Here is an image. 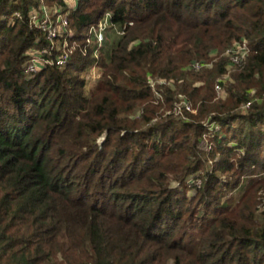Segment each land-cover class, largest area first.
<instances>
[{
	"label": "trees",
	"instance_id": "trees-1",
	"mask_svg": "<svg viewBox=\"0 0 264 264\" xmlns=\"http://www.w3.org/2000/svg\"><path fill=\"white\" fill-rule=\"evenodd\" d=\"M0 264H264V0H0Z\"/></svg>",
	"mask_w": 264,
	"mask_h": 264
},
{
	"label": "built area",
	"instance_id": "built-area-1",
	"mask_svg": "<svg viewBox=\"0 0 264 264\" xmlns=\"http://www.w3.org/2000/svg\"><path fill=\"white\" fill-rule=\"evenodd\" d=\"M109 15V14H108ZM108 15L102 19L98 25H95L91 28V35L93 36V38L95 39V43L98 44V46H101L103 44V42L105 41V30L107 29L108 25H109V18ZM33 22L36 26L40 27V29L43 31L46 39L48 41L51 42V44H53V48H56L57 51L64 49L67 46V36L62 37L63 36V30L62 28L68 25V21L66 19V17L59 15L57 17L56 20L53 19L51 12L48 9H45V14L43 16H41L40 14L35 13L32 16ZM132 24V23H131ZM118 34L123 33V31H120L119 29L117 30ZM63 40L64 43H63ZM89 42H91V38L88 40ZM240 44V43H237ZM47 53L46 50H43L42 52H38L35 50L31 51V54L33 55V58L31 59V62L29 64V70L32 72H35L38 70L39 68V62L43 63V64H56L58 66H63L64 64H66V62L69 59V55L66 53H62L59 54L55 57H50L45 59L44 61H41V59L39 58V56L41 57L42 54ZM228 53H230L232 55V61L233 63H240L242 61V59L244 58V56H246L247 54V44L246 41L243 44H240L239 48H230L228 50ZM204 65L200 62H195L193 64V68L198 70L200 68H202ZM91 76L92 77H99L100 73H99V67L94 66L91 69ZM219 87V86H218ZM184 108L188 109L189 111L191 110V107L189 106V104H187V102H185V105H183ZM215 128H218L217 126H214L213 124L210 125V129L214 130ZM211 148V145L210 147Z\"/></svg>",
	"mask_w": 264,
	"mask_h": 264
},
{
	"label": "rangeland",
	"instance_id": "rangeland-1",
	"mask_svg": "<svg viewBox=\"0 0 264 264\" xmlns=\"http://www.w3.org/2000/svg\"><path fill=\"white\" fill-rule=\"evenodd\" d=\"M116 30H117V28H115L113 25H111V24H109L108 25V27H107V29L105 30V39L106 40H113L114 38H116L117 37V32H116ZM247 44V43H246ZM240 47V44H234L233 46H232V48H239ZM248 45H247V51H248ZM228 53V52H227ZM229 54V53H228ZM247 55V54H246ZM212 57H214V55H212ZM246 58V56H244V58L242 59V60H244ZM212 62H213V60H211ZM212 62H210L209 64H207V67H211L212 66ZM229 71H228V73L223 77V79H225V81L226 80H228L229 78H230V74H231V72H233L235 69H236V65H234V64H232V65H230L229 66ZM96 80V78L95 77H92V81L90 82V85H89V87L91 88L93 85H94V81ZM219 86V87H218ZM216 91H217V96L218 97H223L225 94L223 93V87H222V85L221 84H217L216 85ZM177 112L178 113H181V112H184V106L183 105H185V100H183V99H179L177 102ZM190 106V105H189ZM191 107V106H190ZM245 109V108H244ZM187 111H189L188 109H186ZM191 110L193 111V113H197V109H192L191 108ZM170 111H168V113H169ZM212 124V123H211ZM217 127L218 128H215V130L214 131H219L220 130V125H217ZM216 132H213L214 134L216 133ZM213 159H210V164H213ZM237 194H239L238 192H237ZM260 208H262L263 207V203H261V204H259L258 205Z\"/></svg>",
	"mask_w": 264,
	"mask_h": 264
},
{
	"label": "water",
	"instance_id": "water-1",
	"mask_svg": "<svg viewBox=\"0 0 264 264\" xmlns=\"http://www.w3.org/2000/svg\"><path fill=\"white\" fill-rule=\"evenodd\" d=\"M105 136L101 139V142L104 140Z\"/></svg>",
	"mask_w": 264,
	"mask_h": 264
}]
</instances>
